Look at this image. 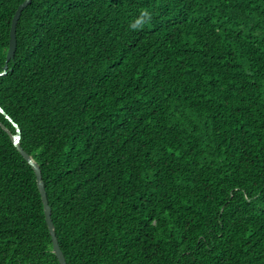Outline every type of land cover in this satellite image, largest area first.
Returning <instances> with one entry per match:
<instances>
[{
    "label": "trees",
    "instance_id": "1",
    "mask_svg": "<svg viewBox=\"0 0 264 264\" xmlns=\"http://www.w3.org/2000/svg\"><path fill=\"white\" fill-rule=\"evenodd\" d=\"M16 37L0 106L67 264H264V0H31ZM52 250L0 126V264Z\"/></svg>",
    "mask_w": 264,
    "mask_h": 264
},
{
    "label": "water",
    "instance_id": "2",
    "mask_svg": "<svg viewBox=\"0 0 264 264\" xmlns=\"http://www.w3.org/2000/svg\"><path fill=\"white\" fill-rule=\"evenodd\" d=\"M31 3V0H25L18 9L15 12V15L12 20L11 30H10V44L9 49L7 53V59L5 66L3 67L2 72H0V78L6 75L8 70V63L9 61H12L15 57L16 48H17V37H16V30H17V24L21 17V14L23 10L29 6ZM0 113L13 125V127L16 130L15 134H12L1 122L0 126L9 134L14 146L17 148V150L20 152V154L23 156V158L28 162V164L33 168L35 175H36V181L37 186L41 194V199L44 205V212H45V218L46 222L49 228L50 235L52 237V243H53V250L52 252L56 255L58 258V261L60 264H67V261L65 259V256L63 254V251L60 248L59 241L56 235L55 226L52 220V209L49 205L47 192L45 189V183L42 179V173L39 164L34 160V158L29 155L21 146V129L18 126L17 123H15L12 118L7 115V113L1 108L0 106Z\"/></svg>",
    "mask_w": 264,
    "mask_h": 264
},
{
    "label": "clouds",
    "instance_id": "3",
    "mask_svg": "<svg viewBox=\"0 0 264 264\" xmlns=\"http://www.w3.org/2000/svg\"><path fill=\"white\" fill-rule=\"evenodd\" d=\"M150 13L141 11L140 17L130 25L131 30H140L150 20Z\"/></svg>",
    "mask_w": 264,
    "mask_h": 264
}]
</instances>
